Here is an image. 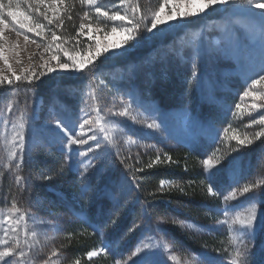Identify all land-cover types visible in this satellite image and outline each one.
I'll use <instances>...</instances> for the list:
<instances>
[{"label":"rangeland","instance_id":"374dc122","mask_svg":"<svg viewBox=\"0 0 264 264\" xmlns=\"http://www.w3.org/2000/svg\"><path fill=\"white\" fill-rule=\"evenodd\" d=\"M96 6L109 14L120 11L122 15L131 14L135 7L137 18L143 17L148 26L154 12H159L165 21L168 16L174 19L159 25V31L152 33L144 32L141 24L136 46L121 48L116 58L103 64V57H98L95 63L101 67L91 80L60 70L35 81L38 88L23 79L14 80L13 73L23 77L46 72L41 65L54 54L46 51L50 42L61 44L71 55L83 57L90 54V48L97 42L114 45L127 39V34L119 31L126 22H112L98 16ZM96 6L81 0H43V3L20 0V11L31 18L30 23L43 26L42 30L37 29L42 31L40 35L26 29L18 31L19 26L13 27L10 17L6 20L8 26L0 39V48L7 63L0 60V74L13 78L19 86L11 93L0 92V241H7L10 247H16L19 242L17 251L26 253L20 264H44L49 260L55 264H75L77 260L80 264H95V260L97 264H116L120 260L123 264L146 237L154 240L163 237L170 249L156 251L152 256L154 264H207L209 261L228 264L233 249L231 238L239 233L235 230L237 226L229 230L228 224L221 222L231 223L237 215L247 214L250 208L247 198L252 193L240 195V189L247 184H257L253 191L264 201V184L260 183L264 181V136L255 137V133L264 130V125L258 122L264 114V99L259 95L243 96L245 91L264 95V83H251L264 75V39L256 23L264 16V9L239 4L217 5L197 16L182 17L181 13L201 7L199 0L195 3L128 0L124 5L119 0H97ZM66 15L70 17L64 25ZM81 24L86 25L82 30ZM112 27L118 31L112 33ZM53 32L59 37L54 42ZM100 51L103 52L102 47ZM195 52L199 53L198 79L192 77ZM60 57L67 60L63 53ZM50 63L54 66L56 61ZM166 63L181 77L185 90L184 93L173 91L175 96L167 99L170 105L160 102L154 80L162 77ZM181 67L187 71H181ZM90 92L95 100L89 96ZM122 101L132 103V110L127 118H115L121 122L117 125L112 122L111 113L121 109ZM9 102L14 105L11 113L7 110ZM96 108L101 109L100 114L107 121L113 143L104 141L95 124L85 125L82 138L94 134L90 128L96 129L97 138L105 146L101 153L103 173H90L86 180L79 177L75 167L66 166L61 173L65 150L44 127L50 113L55 112L66 120L73 135L80 136V123L94 119ZM21 113L25 123V162L19 172L9 171L4 167L10 148L8 141L15 131L13 125L20 122ZM131 117L142 122L137 123ZM153 118L160 124L159 131L144 126ZM245 139H252L253 143L240 145L239 140ZM179 145L198 156L205 174V159L213 166L224 162V169L216 180L222 195H209L206 185L204 201L190 198L184 203L163 200L146 203L137 188L140 183L137 157L148 153L156 157L157 151ZM79 159L73 156V161ZM17 174L25 178L26 191L17 188L14 179ZM43 175L52 179L45 181ZM166 181L164 187L174 184ZM86 183L89 190L85 193L81 189ZM106 188L117 189L118 208L104 196ZM233 190L236 198L225 201L224 196H230ZM13 203L19 211L13 209ZM226 207H229L227 216L223 214ZM256 207L259 212L261 204ZM116 213L120 219L113 227L111 220ZM22 215L26 221L19 220ZM89 222L100 225V230L94 231ZM134 223L140 227L129 232ZM72 231L94 242L90 251L100 249L108 241L112 243L111 252H100L91 259L86 255V260L80 261L70 247ZM5 247L0 243V251ZM262 247L264 237H258L251 264H264ZM53 249L57 252L55 256ZM170 255L177 259L169 261Z\"/></svg>","mask_w":264,"mask_h":264},{"label":"snow or ice","instance_id":"6c2138e0","mask_svg":"<svg viewBox=\"0 0 264 264\" xmlns=\"http://www.w3.org/2000/svg\"><path fill=\"white\" fill-rule=\"evenodd\" d=\"M38 3H43V0H37ZM63 2V0H60ZM82 3L88 5H97V0H81ZM121 5L127 4L128 0H119ZM188 3H195V0H187ZM201 7L196 8L194 11L184 12L180 15L182 17H192L197 16L201 13H205L206 10L212 9L213 6H227L230 4H239L240 6L247 5L248 7L255 6L256 8L264 9V2L261 0H199ZM20 0H0V39L3 38V31L4 28L8 26L6 23L7 18H11V23L13 27L19 26V29H26L28 32H36L37 35L42 34V31H37V29L43 28V26L39 23H36L34 26L30 23L31 18L25 14L24 12L20 11ZM96 14L98 16L105 17L107 20L115 22H126L125 26L119 28V31L124 32L127 34V39H125L121 43H117L114 45L108 44H101L97 42V44L90 48V54L83 57H77L75 55H71L68 49L64 48L61 44L49 43L46 47V51L51 50L54 54H52L49 60H44L42 68L46 69L40 73H32L30 75H25L23 77L16 76L13 73L14 80L19 82L22 79L27 82L28 85L32 86L33 88H38L39 86L35 84V81L40 80L42 76H46L48 73L57 72L60 70L64 74L67 75H82L83 77L88 78L89 80L95 76L97 71L100 69L101 64L108 62L117 56V51L121 48L125 50L127 47H135L136 43L139 42L140 39V32L138 31L141 24H144L143 31L152 33L154 31H159V25L166 24L168 21H172L174 16H168L167 21L163 20L159 16V12H154L152 18L150 19L148 26L147 23H144V18L140 17L137 18L136 15V8L133 7L131 9V14L125 13L121 14L120 11H114L111 14L107 11H103L100 6L95 7ZM5 12H7V16H5ZM85 16H88V13L85 12ZM52 21L49 20V23ZM262 39H264V16H262L259 20L256 21ZM131 25V27L127 26ZM86 25L81 24L80 29L82 30ZM112 33L118 31L117 27L111 28ZM27 39V36L25 37ZM59 37L52 33V41L58 40ZM101 47L103 48V52L100 51ZM60 53H63L64 56L67 57V60H61ZM102 56L103 59L101 60V64L95 63L98 57ZM199 58V53L195 52L193 54V71L192 77L198 79V72H197V62ZM43 59V57H41ZM0 60H4L7 63L6 57L3 55V50L0 48ZM50 61H56V64L53 66ZM13 78L5 77L4 75L0 74V92L6 91L11 93L14 87H18V84H14ZM191 84V80L188 81ZM252 85H258L264 83V75L260 76L259 79H253ZM7 86V87H6ZM93 87H95L93 85ZM257 96L259 95L261 99H264V95H260L259 93L253 91H245L243 96ZM89 96L95 100L96 97L90 92ZM10 99V97H9ZM237 108L240 107L239 104L236 105ZM14 105L12 103H7V110L9 113L13 111ZM132 110V103H125L121 102V109L115 112H112L111 115L113 117V123L120 125V120L115 118H127L130 115ZM96 117L94 119H84L82 123H80L79 128L81 130V135L76 136L72 133V128L69 127L66 120L60 117L55 112L50 113L49 119L46 121L45 128L46 130L54 136L61 146L65 150V158L64 163L60 167V172L63 173L64 168L67 166L69 168L75 167L77 173L81 179H87L89 174L92 173L95 175L96 173H103L104 171V160L101 157V153L105 151V146L102 145L100 140L97 138L95 134L96 129L90 128L89 130L92 131L94 134L89 135L87 139L82 138L84 135L83 129L85 125H98L99 133L103 134L104 141L108 144L113 143V138L108 135V130L106 128L107 121H105V117L100 114L101 109L96 108ZM131 119L137 123H141L142 121L137 120L136 117H131ZM253 123H257L255 119L252 121ZM260 124L264 125V114H261L259 117ZM147 129L159 131L160 124L156 122L153 118L151 122H147L144 124ZM14 134L11 137V140L8 141L10 148L7 154V162L4 165L9 171L15 169L19 172L22 168V165L25 162V123H24V114L21 113L20 122L18 124L13 125ZM264 136V130L255 133V137L258 139ZM235 138V137H234ZM89 141H93L94 143L89 144ZM134 142V141H132ZM253 143L252 139H245L239 140L240 145H251ZM84 145H88L86 148L82 147ZM73 146H76L73 148ZM233 151H239V149H233ZM91 154V155H90ZM73 156L80 157L79 160L73 161ZM166 159L171 160V157L165 154ZM139 160V157H137ZM162 162L160 157L157 156L154 161L147 165L148 168H151L154 164ZM124 163V161H121ZM203 164L206 168L205 179L207 181V191L209 195L216 196L221 194L219 189L216 187V180L218 174L221 173L224 169V162H218L217 166H213L210 163V160L205 159ZM136 171H143V169H136ZM43 180L48 181L51 180L52 177L48 175H43ZM16 186L19 190L26 191L25 188V178L20 175H15L14 177ZM168 183L165 180L160 181L161 188ZM264 184V181L260 182ZM258 185L257 184H247L242 189H240V195L243 196L247 193H252L251 196L247 198V202L250 205V208L245 215H237L234 219H232L231 223L227 220L222 221L221 224H228L229 230L233 229V226H237L235 230L239 233L238 236L231 238V244L233 245V249L230 253L228 264H251L250 258L254 255V249L256 247V243L258 237H264V201H261L258 198V194L253 191ZM89 190V185L86 183L82 186L81 191L87 192ZM104 196L109 199L113 206L118 208L120 206L119 200V193L116 188H111L104 191ZM230 198H236V190H233L230 193V196H224V200L228 201ZM257 204H261V210L257 211ZM13 209L19 211L16 208L15 203L12 205ZM229 207L223 209V214L225 216L228 215ZM109 215H113V213L109 212ZM120 217L119 214L116 213L114 218L111 220V224L113 227L116 226L117 222L119 221ZM19 220L26 221V216L22 215L19 217ZM176 223V221H173ZM26 227V223H25ZM89 227H92L94 231L100 230V225L96 224L93 225L89 222ZM140 227L138 223H134L132 227L129 229V232H134ZM188 227H192V225H188ZM35 235V233H33ZM147 241V242H145ZM6 247L3 251H0V262L3 264H20L22 258L26 256V253L22 250L17 251L19 248V242L17 241L16 247L7 246V241H0ZM166 241L162 237L160 240H154L151 237H146L145 240H142L138 243L133 251H131L130 255L127 257L126 260L123 261V264H154L152 256L156 251H159L161 248H164V251H170L166 246ZM112 250V243L106 241L98 250H92L87 252V257L89 259L97 256L100 252L109 253ZM261 253L264 254V247L260 249ZM52 255H57L55 249L52 251ZM135 258V259H133ZM169 261H175L177 257L175 255H170L167 257ZM44 264H55V261H45ZM75 264H80L79 260L75 262ZM116 264H121L120 260L116 261ZM207 264H211V262H207Z\"/></svg>","mask_w":264,"mask_h":264},{"label":"trees","instance_id":"16d2710c","mask_svg":"<svg viewBox=\"0 0 264 264\" xmlns=\"http://www.w3.org/2000/svg\"><path fill=\"white\" fill-rule=\"evenodd\" d=\"M69 17V15L64 17L66 18L64 25ZM164 66L165 71L161 78L156 77L155 74L153 76L156 77L154 79L157 88L156 94L160 102L164 105H170L171 103L167 99H170V96H175L173 91L184 93L185 90L181 77L173 72L171 65L166 63ZM181 71L186 72L187 69L181 67ZM157 153L163 157L160 159L162 162L154 164L151 168H148L147 165L157 157L153 156V153L144 154L139 160L136 159L139 169H143L138 173L140 183L137 184L142 200L146 203H154L158 200H163L161 202L175 203L181 201L184 203V201L189 202L190 198L197 201L207 199L204 168L194 152L185 146L179 145L175 148L157 151ZM165 154L171 157V160L166 159ZM161 180H170L174 184L161 188ZM71 234L70 247L74 256H78L80 261H85L87 252L92 249L94 242L86 236L77 235L76 231H72ZM94 263L97 264V260Z\"/></svg>","mask_w":264,"mask_h":264}]
</instances>
